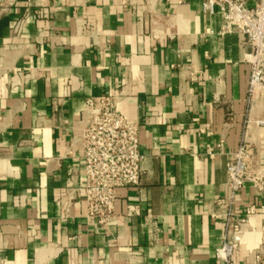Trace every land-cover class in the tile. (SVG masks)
Here are the masks:
<instances>
[{
	"label": "crops",
	"instance_id": "crops-1",
	"mask_svg": "<svg viewBox=\"0 0 264 264\" xmlns=\"http://www.w3.org/2000/svg\"><path fill=\"white\" fill-rule=\"evenodd\" d=\"M5 1L0 264H224L214 254L226 153L247 142L264 166V90L249 98L242 37H221L203 0H14L4 11ZM115 94L138 128L142 172L116 191V218L102 228L82 200L67 213L62 201L83 181L68 151L85 100ZM263 205L264 192L246 184L237 210ZM263 241L257 213L230 264H252Z\"/></svg>",
	"mask_w": 264,
	"mask_h": 264
},
{
	"label": "built area",
	"instance_id": "built-area-1",
	"mask_svg": "<svg viewBox=\"0 0 264 264\" xmlns=\"http://www.w3.org/2000/svg\"><path fill=\"white\" fill-rule=\"evenodd\" d=\"M13 2L6 0L3 10ZM202 10L219 17L221 37L232 34L242 37L248 49L244 61L249 67L247 92L251 99L255 90H264V0H203ZM19 30L20 22L14 25L13 33L17 35ZM118 97L115 94L85 100L79 120L81 129L73 135L68 151L70 156L75 152L81 162L83 181L62 201L64 211L68 212L73 201L82 200L86 219L102 228H107L116 218V191L137 186L142 172L138 128L117 112ZM222 146V141L218 142L216 151L207 150L205 155L214 159ZM226 156V194L217 202L223 207L224 229L222 243L214 255L216 261L230 264L243 241L249 218L257 213L264 215V205L237 210L240 192L246 184L257 193L264 192V166L259 163L257 150L247 142ZM137 213L135 206H127L128 216ZM261 257H264V241L254 252L252 264L260 263Z\"/></svg>",
	"mask_w": 264,
	"mask_h": 264
}]
</instances>
